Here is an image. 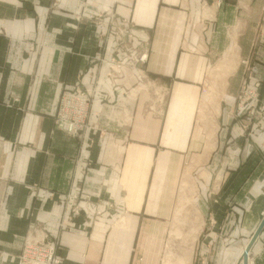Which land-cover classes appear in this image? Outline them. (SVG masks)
<instances>
[{
	"label": "crops",
	"instance_id": "obj_1",
	"mask_svg": "<svg viewBox=\"0 0 264 264\" xmlns=\"http://www.w3.org/2000/svg\"><path fill=\"white\" fill-rule=\"evenodd\" d=\"M263 7L264 0H0V264H16L29 230L44 224L58 232L63 264H164L180 196L193 203L198 192L195 167L200 210L182 232L196 234L181 242L189 247L177 260L239 264L264 219V121L243 132L246 113L235 108L245 82L264 84V43L253 48ZM106 11L134 22L150 41L146 70L169 95L157 118L143 111L150 93L135 89L129 105L119 104L127 102L121 89L114 107L98 103L99 131L108 136L95 142L90 167L89 139L58 131L53 116L63 86L92 65L90 20ZM106 62L98 66V99L113 91ZM86 197L103 212L95 220L72 214ZM113 201L121 222L107 218ZM59 223L67 229L57 230ZM249 257L264 264V227Z\"/></svg>",
	"mask_w": 264,
	"mask_h": 264
},
{
	"label": "rangeland",
	"instance_id": "obj_2",
	"mask_svg": "<svg viewBox=\"0 0 264 264\" xmlns=\"http://www.w3.org/2000/svg\"><path fill=\"white\" fill-rule=\"evenodd\" d=\"M75 19L77 25H79L78 29H80L81 24L84 23L83 14L77 15ZM90 23L95 28V39L97 47L96 53L92 55L90 59L92 61V65H90L89 68L77 75L76 82L73 85L63 86V90L61 92L60 100L58 102L55 115L53 116V120L55 128L58 131L70 137H86L87 140L89 139V145H87L88 150L85 153V157L89 160L90 167H92L94 165V156H96L95 153L94 155L92 153L95 142L98 139V141H104L108 136V133L99 131L98 115L97 112L93 111L98 103H107L108 105L114 107L119 99L117 98L116 94V96L114 97L115 90L121 89L123 95L125 96V99H127V102L124 100L121 101V99H119L121 101H119V104L129 105V102H135L137 99L136 96H129L131 89H135L136 91L138 90V93H150L149 101L145 103L143 111L146 116L148 115L150 117L157 118L164 111L165 104L169 95V88L167 86L162 87L158 85L157 80L152 79L148 75L146 65L149 61L151 53L150 41L138 34L139 30L137 29L134 22L124 17L117 16L113 11H106L104 14H102V16L92 15ZM262 30H264V7L262 8L260 20L257 25L256 38L253 42L254 49L259 48V46H262V44L264 43V37H262L260 33V31ZM79 39L82 40L81 37ZM35 50L36 49L34 48L33 51ZM256 54L257 53H254V55ZM220 57L221 60L224 58L222 53L220 54ZM104 60H107L104 73L106 74L110 85L112 84L111 87L113 88V91L111 92V95L105 92L106 94L100 96L99 98L102 102H99V99L97 97L99 96V94H104V92L103 90H100L99 85L96 84L98 81V76L100 75V73H103V71L100 70L98 66L100 65V63L102 64ZM124 64L128 65L129 67L124 68ZM120 67L122 68V70L119 69ZM123 68L126 71H124ZM208 73H210V70H208ZM93 76L95 77L94 81L91 79ZM85 78H87V80L91 79V84H88L89 87L84 84ZM147 80L148 83L152 81L161 89V92H163L162 98L159 93H156L155 91L153 92V90L151 89L146 90L147 88H145V85L147 84ZM213 81L214 80H212V82ZM210 86L212 89V84H207L202 87V91L205 92L207 96ZM249 87L250 86L247 82L243 84L235 105V108L240 111V114L241 112L243 114L246 113V116H242V118H239L240 126L243 132H247L248 129H251L252 126H258V124L264 121V103L261 99V94L264 93V84L262 82H259L255 84L254 88ZM123 95L121 94L120 96ZM159 99L162 100L159 101ZM17 101L18 99H15V102ZM206 103L208 102L206 101ZM226 106V103L221 101V110L226 109ZM70 107L73 108L70 110ZM131 120V117H129L128 120L123 119L122 124H124L125 122L130 123ZM109 122L113 123L114 118H108V123ZM116 148L118 151H121L122 149L123 152L125 151V149L119 147V145H116ZM190 164L191 163L182 165L180 171L181 174L179 175V180L176 183L177 185L175 189L173 204L174 206L172 215L168 223L167 232L165 234L163 256L166 253L165 251L167 250H165V247L167 246V242L169 241V230L173 224V213L179 195L181 178L183 176L185 168ZM199 173L200 170L196 167L192 171L193 181L196 185V189L198 190L193 198V203H190L189 198L187 197V199L185 195H183L184 193L180 196V201L178 203L179 211L177 210L175 222L172 226V239L170 240L168 246L167 256L165 258L164 264H179L180 262L177 260L178 254L180 252L185 253L186 251H188L189 247L187 246L186 248V244L180 247L181 242L189 240V237H194V235L196 234V231L192 229V227L190 231L189 228L187 229V232L189 231V234H186L185 236L182 231L186 222L189 221L191 222V224H194L196 222L197 213L196 211H194V209L196 208L200 210L199 204L197 202L198 195L202 190L198 179ZM188 187L189 185L187 184L186 186L185 184L183 190L187 189ZM190 187L192 188L191 185ZM90 199V197L83 198L86 203L80 208L78 205H74L72 214L75 216H79L80 213L84 211L85 214H90V220H95L96 217L98 218V216H101L103 212L100 211L101 209L99 210V204L96 201ZM107 203L105 205L107 206V209L109 208L108 205H110L111 208L114 207L111 210L112 212L107 213V218L111 221L116 220L121 222V205L115 203L114 201L112 202V204ZM72 217L73 216L71 215L70 220L72 219ZM62 228H64L63 225L59 223L58 228L56 229L61 230ZM39 230V232H35L36 230L33 229L29 230L33 232H28L25 236L24 243L16 264H24L25 258H28V260H32L37 254H42L44 262L46 263L47 261L51 263V260H53V262L58 260L59 264H63L65 259L62 254L63 252L61 240H59L57 235L58 232H53L45 224L39 227ZM176 234L179 236L177 237ZM29 263L31 262L29 261ZM180 264L183 263L181 262Z\"/></svg>",
	"mask_w": 264,
	"mask_h": 264
},
{
	"label": "water",
	"instance_id": "obj_3",
	"mask_svg": "<svg viewBox=\"0 0 264 264\" xmlns=\"http://www.w3.org/2000/svg\"><path fill=\"white\" fill-rule=\"evenodd\" d=\"M263 227H264V219H263L261 225L259 226L258 230L255 232V234L251 238L249 244L247 245V248H246L245 252L243 253V260H244L243 264H248V256L250 254L252 246L255 243V241L258 238V236L260 235V232H261Z\"/></svg>",
	"mask_w": 264,
	"mask_h": 264
},
{
	"label": "built area",
	"instance_id": "obj_4",
	"mask_svg": "<svg viewBox=\"0 0 264 264\" xmlns=\"http://www.w3.org/2000/svg\"><path fill=\"white\" fill-rule=\"evenodd\" d=\"M260 33H261L262 37H264V30L260 31ZM162 94H163V92H162ZM161 98H162V97H161ZM161 100H162V99H161ZM161 100H159V101H161ZM72 108H73V107H70V110H71ZM69 114H70V113H69ZM24 260H25V263H24V264H59V261H58V260H56V261H54V262H53V260H51V263H49L48 261H47V263L44 262V258H43V256H42V254H37V255H35V257H34L32 260H28V258H25ZM29 261H30L31 263H29Z\"/></svg>",
	"mask_w": 264,
	"mask_h": 264
},
{
	"label": "bare ground",
	"instance_id": "obj_5",
	"mask_svg": "<svg viewBox=\"0 0 264 264\" xmlns=\"http://www.w3.org/2000/svg\"><path fill=\"white\" fill-rule=\"evenodd\" d=\"M116 67H118V66H116ZM125 67H129L128 65H125L124 64V68ZM123 68V69H124ZM120 70H122V68L120 67L119 68ZM150 83H153L152 81L150 82ZM150 83H148V80H147V84L145 85L146 87L145 88H147L146 90H153V92L155 91L156 93H159V95L162 97V92H161V89L155 84V83H153V84H150ZM160 96H158V97H160ZM159 100H161V99H159ZM183 197V196H182ZM182 200V199H181ZM190 201V200H189ZM185 203V202H184ZM185 206V205H184ZM181 209H182V207H181ZM179 211V210H178ZM182 212V211H181ZM180 213V212H179ZM178 218V217H177ZM180 222V221H179ZM179 234V233H178ZM177 235V234H176ZM179 235H177V237H178ZM182 237V236H181ZM247 248V247H246ZM246 250V249H245ZM245 252V251H244ZM243 252V253H244ZM243 262H244V260H243V257H242V260H241V262H240V264H243ZM248 264H249V257H248Z\"/></svg>",
	"mask_w": 264,
	"mask_h": 264
}]
</instances>
